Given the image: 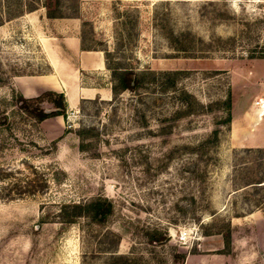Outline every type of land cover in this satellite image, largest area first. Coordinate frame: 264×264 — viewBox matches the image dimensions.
Listing matches in <instances>:
<instances>
[{
    "label": "rangeland",
    "instance_id": "374dc122",
    "mask_svg": "<svg viewBox=\"0 0 264 264\" xmlns=\"http://www.w3.org/2000/svg\"><path fill=\"white\" fill-rule=\"evenodd\" d=\"M52 1L143 79L113 96L106 65L82 79L101 94L39 120L14 77L50 70L63 25L46 0H0V264H264V0ZM97 197L103 223L62 220Z\"/></svg>",
    "mask_w": 264,
    "mask_h": 264
},
{
    "label": "crops",
    "instance_id": "0c3cea01",
    "mask_svg": "<svg viewBox=\"0 0 264 264\" xmlns=\"http://www.w3.org/2000/svg\"><path fill=\"white\" fill-rule=\"evenodd\" d=\"M42 14L46 16L45 12ZM52 19L58 20L63 26L56 34L48 35L49 46L45 53L50 70L37 74H18L14 77V84L24 97L36 96L44 90L62 92L66 105L73 108L80 98H90L103 92L102 86L89 82L83 84L82 79L92 80L95 72L106 69L104 52L101 49L82 48L81 19L78 17Z\"/></svg>",
    "mask_w": 264,
    "mask_h": 264
},
{
    "label": "trees",
    "instance_id": "16d2710c",
    "mask_svg": "<svg viewBox=\"0 0 264 264\" xmlns=\"http://www.w3.org/2000/svg\"><path fill=\"white\" fill-rule=\"evenodd\" d=\"M54 1L56 5H59L62 0ZM52 3V0H46V15L48 17L64 16L63 13L57 8V6L52 8ZM81 46L82 48H95L87 47L84 44L83 39ZM95 49H101L104 51L106 65L111 68V77L113 81L111 84V90L114 94L113 96H116L118 93L124 90H134L142 82L143 77L140 72L136 71L131 67L110 66L108 63V51L104 48ZM259 57H264V54L259 55ZM166 73H168V71H166ZM44 101H47L50 104L48 107L53 108L50 112H45L44 109L47 106L42 105ZM17 102L19 103L20 107L25 111H29V109H33L34 111H36L39 120L57 114V116H59L60 114L65 115L66 101L65 96L62 92L45 90L42 93L33 97H24L22 94H20ZM225 103L229 108L231 105L230 95L227 96ZM230 119L231 115L230 113H228V115L225 119H223V121H229ZM213 134L217 136V129L213 130ZM53 143H55V141ZM80 147L84 148L83 143L80 144ZM250 182H261V180L256 179ZM112 212V202L109 199L101 197L93 198L91 200L83 202L78 201L63 203L59 209V214L62 215V220L66 222H74L78 217L87 215L97 223H103ZM222 234L224 243L227 246L230 242V234L228 232ZM147 236L149 241L151 242L156 241L162 243L167 239V232L159 228H153L148 232ZM180 256L183 257L184 254H180Z\"/></svg>",
    "mask_w": 264,
    "mask_h": 264
},
{
    "label": "water",
    "instance_id": "95a60500",
    "mask_svg": "<svg viewBox=\"0 0 264 264\" xmlns=\"http://www.w3.org/2000/svg\"><path fill=\"white\" fill-rule=\"evenodd\" d=\"M53 108L52 107H46L44 110L45 112H50Z\"/></svg>",
    "mask_w": 264,
    "mask_h": 264
},
{
    "label": "built area",
    "instance_id": "2783aa9c",
    "mask_svg": "<svg viewBox=\"0 0 264 264\" xmlns=\"http://www.w3.org/2000/svg\"><path fill=\"white\" fill-rule=\"evenodd\" d=\"M255 103H256V104H260L261 102H260L259 100H257Z\"/></svg>",
    "mask_w": 264,
    "mask_h": 264
},
{
    "label": "bare ground",
    "instance_id": "6f19581e",
    "mask_svg": "<svg viewBox=\"0 0 264 264\" xmlns=\"http://www.w3.org/2000/svg\"><path fill=\"white\" fill-rule=\"evenodd\" d=\"M261 105V104H260Z\"/></svg>",
    "mask_w": 264,
    "mask_h": 264
}]
</instances>
